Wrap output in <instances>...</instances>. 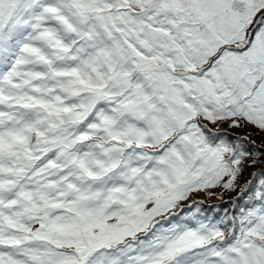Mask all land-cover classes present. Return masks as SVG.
<instances>
[{
	"label": "snow or ice",
	"instance_id": "6c2138e0",
	"mask_svg": "<svg viewBox=\"0 0 264 264\" xmlns=\"http://www.w3.org/2000/svg\"><path fill=\"white\" fill-rule=\"evenodd\" d=\"M249 127L264 0H0V264H264Z\"/></svg>",
	"mask_w": 264,
	"mask_h": 264
},
{
	"label": "trees",
	"instance_id": "16d2710c",
	"mask_svg": "<svg viewBox=\"0 0 264 264\" xmlns=\"http://www.w3.org/2000/svg\"><path fill=\"white\" fill-rule=\"evenodd\" d=\"M239 135H247L248 133H251L250 136L251 140L255 141V145L259 148H264V133H259L256 129H253L251 127L236 130ZM257 163L253 167L246 168L243 176L239 180V184L243 186V184L249 180L252 179V173L264 170V155H260L256 157ZM214 192V195L209 197L206 193H201L198 197V199L203 200L204 206L209 209L210 213L219 211L221 215L224 214L225 210H228L229 212L232 210V203L237 195V192H227L223 189H216L212 190ZM239 191V189H237Z\"/></svg>",
	"mask_w": 264,
	"mask_h": 264
}]
</instances>
